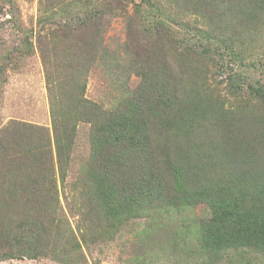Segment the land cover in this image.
Masks as SVG:
<instances>
[{
	"label": "trees",
	"instance_id": "16d2710c",
	"mask_svg": "<svg viewBox=\"0 0 264 264\" xmlns=\"http://www.w3.org/2000/svg\"><path fill=\"white\" fill-rule=\"evenodd\" d=\"M135 1H42L38 25L45 32L42 37L39 31L37 42L55 158L43 128L13 122L0 132V262L54 254L60 223L56 176L63 184L79 123L90 125V155L78 178V212L92 221L95 238H112L129 221L150 214L204 205L210 215L198 223L196 244L185 246L188 256L212 264L233 253L239 262L254 264L248 256L264 255V82L245 83L241 73H230L232 94L245 83L260 108L245 106L243 116L225 109L203 85L200 64L177 48H169L171 61L169 51L160 50L171 27L160 18L148 20L170 8L207 17L212 24L195 30L205 39L200 57L211 58L213 48L229 41L234 47L228 51L239 61L242 50L264 48V0ZM130 3L137 20L148 23L140 31L155 34L153 46L160 51L143 56L144 65L133 69L139 85L104 110L85 97L87 77L98 62L111 73L119 70L103 35L112 10L123 16ZM0 14L6 15L1 7ZM9 14L16 21L14 6ZM27 47L33 46L26 34L22 48L1 55L0 74L15 65V52L29 54ZM186 242L175 240L176 252L184 254Z\"/></svg>",
	"mask_w": 264,
	"mask_h": 264
},
{
	"label": "rangeland",
	"instance_id": "374dc122",
	"mask_svg": "<svg viewBox=\"0 0 264 264\" xmlns=\"http://www.w3.org/2000/svg\"><path fill=\"white\" fill-rule=\"evenodd\" d=\"M42 1L44 0L6 2L0 0V7L3 8V13H6L5 16L0 14V60L1 55L12 53L15 48H22V40L26 34L33 46L29 49L27 47L29 54L15 52V65L0 74V132L13 122L43 128L49 137L55 158L45 68L37 42L39 31L42 37L45 32L38 25L40 13L43 12ZM137 2L138 0L134 3ZM13 6L17 13L16 21L11 19L9 14ZM112 11L114 18L105 25L104 46L118 57L116 63H112L119 65V70L111 73L99 62L93 66L88 74L85 90V97L89 101L97 103L104 110L115 108L128 92L139 85L140 78L134 75L133 69L144 65L143 56L149 57L154 52L165 49L167 50L165 52L169 51L167 56L171 61L174 59V52L169 48L173 47L200 64L198 70L206 72L203 85L225 109L237 111L239 116H243L245 106L253 107L255 110L260 108L258 101L246 90L245 83L264 82V48L242 50L240 60L236 61L228 51V47L234 46L227 41L225 47L224 42H221V45H218L219 50L213 48L207 54L211 58H201L198 52L202 48L199 45H203L205 39L195 30H206L212 24L211 21L207 17H199V14L187 16L177 9L170 8L161 15L151 13L153 16L148 18L152 21L151 24H154V19L160 18L172 29V31L165 29L167 34L163 42L165 46L159 50L153 46V42L157 40L155 34L149 35L140 31L142 29L146 31L145 26L148 23L137 20L132 3L123 10V16L117 14H121V11L116 7ZM185 23L188 26H184ZM43 41L45 42L44 39ZM262 44L264 45V41ZM232 72L241 73L245 78L241 93L235 95L227 85V77ZM89 133L88 123L78 124L64 183H60L58 175L56 176L60 223L52 242L54 254L40 260L24 258L0 264H208L193 254L188 256L186 251H189V248L185 247L196 244L198 223L201 218L210 215L204 205L179 211L171 210L167 214H150L143 219L131 220L112 238H95L94 234L91 235L89 227L93 225L92 221H83L78 212L80 209L78 178L90 155ZM213 135L217 139L220 138L218 132ZM83 225L88 227V231ZM179 239L187 241L183 245L184 254L176 252L175 240ZM76 244L79 245L78 248ZM73 246L75 251L74 249L71 251ZM249 258L253 259L254 264H264V255L255 254L248 256ZM212 264L243 263L239 262L233 253H229L220 262Z\"/></svg>",
	"mask_w": 264,
	"mask_h": 264
}]
</instances>
